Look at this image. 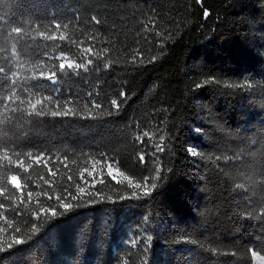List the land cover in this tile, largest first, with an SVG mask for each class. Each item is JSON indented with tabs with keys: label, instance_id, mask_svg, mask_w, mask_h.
Listing matches in <instances>:
<instances>
[{
	"label": "trees",
	"instance_id": "1",
	"mask_svg": "<svg viewBox=\"0 0 264 264\" xmlns=\"http://www.w3.org/2000/svg\"><path fill=\"white\" fill-rule=\"evenodd\" d=\"M53 21L69 25L67 39L36 35L55 31ZM17 26L21 37L9 35ZM90 45L109 51L82 55ZM61 54L93 63L60 72ZM37 62L57 72L55 83L20 81L17 90L50 97L44 114L0 115V147L33 153L23 158L33 164L23 173L31 207L0 197L26 241L7 249L16 234L0 233L2 264H253L250 250L264 256V0H0V101L14 65L31 76ZM68 101L75 112L51 114ZM93 102L102 108L92 110ZM145 131L152 138L140 143ZM108 162L119 163L120 179L107 173ZM157 167L149 195L130 185L129 177L142 180ZM42 191L52 198L37 197ZM57 196L74 207L65 211ZM40 205L60 214L37 219Z\"/></svg>",
	"mask_w": 264,
	"mask_h": 264
},
{
	"label": "snow or ice",
	"instance_id": "2",
	"mask_svg": "<svg viewBox=\"0 0 264 264\" xmlns=\"http://www.w3.org/2000/svg\"><path fill=\"white\" fill-rule=\"evenodd\" d=\"M199 3L200 0H197ZM208 12L205 11L204 15L208 16ZM92 20L96 23L99 24L100 21L96 17H92ZM54 23V28L55 31H51V34H49L48 31L45 32H40L37 31L36 35L43 37L48 40H65L68 38V24H60L57 21H53ZM146 31L148 30L147 27L145 29ZM23 33V29L20 26L13 27L11 29V33L9 35H15L16 37H21ZM57 33L59 35L57 36ZM157 35H160V33H157ZM90 40H94V36H89L88 37ZM75 43V41H73ZM83 44V41L80 42ZM109 51L108 48L101 49L98 52H95L93 47L90 45L87 48H84L82 50V55L85 53H91L93 54L97 59L103 58V56ZM20 52L18 51L17 44L13 43L11 45V56L14 60L19 61L20 58ZM57 59H61V63L59 64V71L64 72L65 69H83L84 71L88 70V66L93 63L92 59H88L86 57V63H78L74 58H70L67 56V54H61L60 57H57ZM155 59V57H153ZM67 60V63L64 61ZM133 62H135V57L133 58ZM141 62H143L141 60ZM111 64V61L105 64V68L109 67ZM15 70L11 71L10 75L7 76L8 81L10 82L11 88L10 91L3 97L2 102L3 103V109L0 110V115H4L7 120H11L12 116L9 115L10 113H18V112H23L27 115H43L44 112L41 110V108L46 107L47 105L44 103L45 101L50 100V97H42V98H35L34 96H38V93H33L31 88H24L23 91L26 94L25 97H22L20 92L17 90V85L20 83V81H24V83H27L28 80H36L39 78H47L50 80H53L55 82V77L57 76V72L54 70H48L47 72L43 71V65L41 62H37L35 65H33L31 68L28 70L30 72H33V75L31 76H22L20 69L24 68V65L22 63H17L14 65ZM36 70L39 71V75L35 74ZM6 70L4 67H0V73H5ZM121 97L125 96L126 93L121 92L120 93ZM71 102L68 101L66 102V110L61 112V111H53L51 114L54 116H59V115H68L69 112H75V109L67 107L68 104ZM111 105L116 108L117 110L119 109V102L116 99L111 100ZM38 106H41L38 108ZM87 109V105L85 106ZM102 105L100 103L93 102L92 103V110L95 109H101ZM92 110H89V115L92 114ZM110 114V113H109ZM2 122V121H0ZM143 137H149L150 139L152 138V134L148 131H145L142 133V135H138L136 139L140 141V143H143ZM163 137H160L161 142H163ZM157 151H164V148L161 144L155 145ZM189 151L195 155V151L193 149H189ZM44 156L43 153L36 154L34 156V159L36 160L37 164L40 162L41 158ZM24 157H33V153L28 152V153H17L12 151L10 154V150L8 148L0 147V197H3L5 200H10L12 204L10 205L11 207L14 208H19L20 206H24L25 208H30L32 204V197H33V192L28 191L27 192V197L28 199H24V190L28 188L27 180L31 179V176L25 177L23 173L29 172L30 169L33 168V164L31 163H24L23 158ZM107 162V157L103 158ZM138 160L140 163H146V154L141 152L138 155ZM112 163L113 162H108V174L111 176L113 173V168H112ZM117 164L116 171L119 172V163L115 162ZM45 166H47V161L45 162ZM15 167H19L22 169V172L18 173L15 172L13 169ZM65 167H67V164H65ZM49 173L51 175H56V172L52 170L51 167L48 169ZM58 171V170H57ZM156 175L153 176H148V177H143L142 180H133L132 178L129 177V183L130 185L134 184L136 188H144V195H149V188L155 189L156 188V183L154 182L155 180L158 179V173H159V168L157 167L156 169ZM81 178L83 179V175L81 174ZM40 179H44L43 176L40 177ZM69 180L72 179L71 176L68 177ZM46 184H49L51 186V182L45 180ZM11 185V189H15V193H19V197L15 193L11 191V189L7 186ZM39 187V185H37ZM237 187H242V185H237ZM67 191V189H65ZM80 191H83V189H80ZM47 196L49 199H51V195L47 191H42L40 193H37V197L39 196ZM133 196H137L136 192H133ZM78 197L72 196L71 199L75 200ZM56 199L60 201L61 205L64 207L65 211L69 210L70 208L74 207V205L67 203L66 199L67 198H62L57 196ZM37 205H39V200L37 199L36 201ZM7 207L5 204L0 203V220L5 221L4 224L0 225V233H4L6 230H10L11 232L15 233L16 235L12 237V240L7 242V249H13L16 245L23 244L25 243V238L20 235L22 233V229L18 227L13 221L8 220L6 217L5 210ZM51 211L52 216H57L60 213H58L52 206H49V209H44L42 205L39 206V210H32V215L39 219L40 214L47 215L48 212ZM17 215H23L22 212L17 211ZM39 231V228L35 225H33V234ZM30 238V237H29ZM148 241L152 240L151 236L147 237ZM5 249V242H0V252H4ZM251 255L254 258H257V253L255 250H250ZM0 264H2V258H0Z\"/></svg>",
	"mask_w": 264,
	"mask_h": 264
},
{
	"label": "rangeland",
	"instance_id": "3",
	"mask_svg": "<svg viewBox=\"0 0 264 264\" xmlns=\"http://www.w3.org/2000/svg\"><path fill=\"white\" fill-rule=\"evenodd\" d=\"M112 168H113V173L111 175V177H113L115 180H118L121 178V174L120 172L116 171V167L112 164ZM107 173H108V166H107ZM257 253V258H253V264H264V256L261 255L260 253Z\"/></svg>",
	"mask_w": 264,
	"mask_h": 264
},
{
	"label": "water",
	"instance_id": "4",
	"mask_svg": "<svg viewBox=\"0 0 264 264\" xmlns=\"http://www.w3.org/2000/svg\"><path fill=\"white\" fill-rule=\"evenodd\" d=\"M52 83H55V82L52 81Z\"/></svg>",
	"mask_w": 264,
	"mask_h": 264
}]
</instances>
